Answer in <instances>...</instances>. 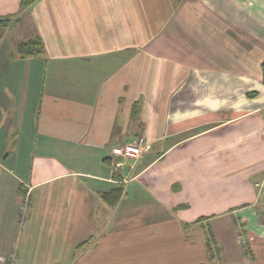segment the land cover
<instances>
[{
    "label": "crops",
    "instance_id": "0c3cea01",
    "mask_svg": "<svg viewBox=\"0 0 264 264\" xmlns=\"http://www.w3.org/2000/svg\"><path fill=\"white\" fill-rule=\"evenodd\" d=\"M22 2L0 0V255L264 264V0Z\"/></svg>",
    "mask_w": 264,
    "mask_h": 264
},
{
    "label": "built area",
    "instance_id": "2783aa9c",
    "mask_svg": "<svg viewBox=\"0 0 264 264\" xmlns=\"http://www.w3.org/2000/svg\"><path fill=\"white\" fill-rule=\"evenodd\" d=\"M147 148H148V143L145 140L144 136H139L136 141L127 143L121 148L115 149L114 154L138 159L140 156L144 154ZM263 198H264V194H263ZM29 206H30L29 197L27 196L24 199V203L20 210V224H19L20 229H22L26 223V217L29 210ZM18 263H19V254L17 250H13L8 254L0 255V264H18Z\"/></svg>",
    "mask_w": 264,
    "mask_h": 264
},
{
    "label": "trees",
    "instance_id": "16d2710c",
    "mask_svg": "<svg viewBox=\"0 0 264 264\" xmlns=\"http://www.w3.org/2000/svg\"><path fill=\"white\" fill-rule=\"evenodd\" d=\"M35 0H23L22 7L27 8L29 7ZM9 18H0V22L7 21ZM17 51L20 56L22 57H29L32 55H40L45 52V45L40 35H36L34 37L28 38L24 41H21L18 44ZM263 72H264V62H263ZM139 102H136L133 106V115H136L139 111ZM184 207V206H179ZM178 207V208H179Z\"/></svg>",
    "mask_w": 264,
    "mask_h": 264
},
{
    "label": "rangeland",
    "instance_id": "374dc122",
    "mask_svg": "<svg viewBox=\"0 0 264 264\" xmlns=\"http://www.w3.org/2000/svg\"><path fill=\"white\" fill-rule=\"evenodd\" d=\"M15 21H13L10 25H9V30L10 31H16L18 32V34L20 33V36H24V34H26V26H27V22L25 20V17L22 16L21 20L18 19H14Z\"/></svg>",
    "mask_w": 264,
    "mask_h": 264
}]
</instances>
